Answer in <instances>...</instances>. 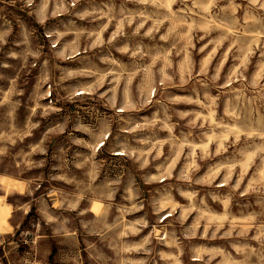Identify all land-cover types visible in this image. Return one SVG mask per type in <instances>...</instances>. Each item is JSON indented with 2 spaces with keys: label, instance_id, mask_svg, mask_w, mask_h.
Listing matches in <instances>:
<instances>
[{
  "label": "clouds",
  "instance_id": "obj_1",
  "mask_svg": "<svg viewBox=\"0 0 264 264\" xmlns=\"http://www.w3.org/2000/svg\"><path fill=\"white\" fill-rule=\"evenodd\" d=\"M0 264H264V0H0Z\"/></svg>",
  "mask_w": 264,
  "mask_h": 264
}]
</instances>
